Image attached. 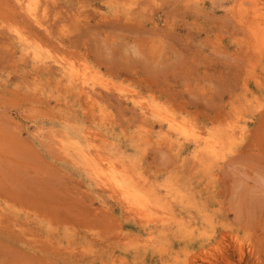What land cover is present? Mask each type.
I'll return each mask as SVG.
<instances>
[{"label":"rangeland","instance_id":"rangeland-1","mask_svg":"<svg viewBox=\"0 0 264 264\" xmlns=\"http://www.w3.org/2000/svg\"><path fill=\"white\" fill-rule=\"evenodd\" d=\"M252 1L264 19V0ZM8 2L0 0V264H264V58L244 23L250 3L26 0L47 29L17 19L36 35L30 48L85 69L90 100L56 66L37 73L13 39ZM232 129L233 146L212 161L200 156ZM62 143L114 163L151 202L130 212Z\"/></svg>","mask_w":264,"mask_h":264},{"label":"bare ground","instance_id":"bare-ground-1","mask_svg":"<svg viewBox=\"0 0 264 264\" xmlns=\"http://www.w3.org/2000/svg\"><path fill=\"white\" fill-rule=\"evenodd\" d=\"M6 1V3L8 4V3H10V2H8L9 0H5ZM11 1V5L13 6V7H15L14 9H12V11H14V10H16V11H18L19 13H21L22 14V16L20 15L19 17H17V18H14V17H16V11L14 12L15 14H13L12 13V11L10 12L9 10H8V13L10 12V14L12 15V17H11V19H12V21H16L17 19H26L27 20V22L29 23V24H31L32 26H29V27H34L33 28V30L32 31H34V29L36 28L37 30L38 29H42L43 30V32H47V29H46V27H44V23L42 22V16H43V13H41V11L40 10H38L36 7H35V5L34 4H32V3H26V0H10ZM126 1V0H125ZM149 1V0H148ZM239 1V0H238ZM249 3H250V5H251V10L249 11V12H247L246 10H244V14L246 15H249V19L248 20H245V25H246V27H247V29L246 30H248V32H249V36H250V38H252V41H253V43H252V46H253V48H254V50L256 51V53L258 54V56H256L255 54H253V55H255L256 57H262V58H264V35H262V34H264V19H262L261 17H260V14H258L259 12H260V10H259V8H258V6H259V4L257 3V2H255V1H252V0H247ZM136 2H139V1H136ZM245 2V1H244ZM133 3H134V1H133ZM140 3H142V2H139L138 4L140 5ZM143 3H145V2H143ZM151 3V2H150ZM263 3H264V1H263ZM263 3L261 4L262 6H264L263 5ZM2 4V3H1ZM3 4H4V2H3ZM0 5L1 6V8H3L2 6H5V5ZM146 4H148V6H149V3H146ZM146 4L144 5V6H146ZM10 5V4H9ZM10 5V6H11ZM141 6V5H140ZM143 6V7H144ZM240 7H243L242 6V4H240L239 5ZM7 8H8V6H7ZM140 8V10H141V7H139ZM6 9V8H5ZM10 9V10H11ZM137 9V7L135 8V10ZM118 10V9H117ZM134 10V11H135ZM142 10H144V9H142ZM3 11H5L4 9H3ZM134 11L132 10V14H134ZM137 11V10H136ZM241 11H243V8H241ZM2 12V11H1ZM6 12H7V9H6ZM124 12V11H123ZM145 12V11H144ZM2 13H4V12H2ZM120 13V12H119ZM139 13V12H138ZM18 14V13H17ZM121 14V13H120ZM257 14H258V16H257ZM9 15V14H8ZM7 15V16H8ZM128 15V14H127ZM242 15V14H241ZM6 16V17H7ZM120 16L121 15H119V19L121 20V18H120ZM133 16V15H132ZM243 16V15H242ZM9 17V16H8ZM112 17V16H111ZM136 17V16H135ZM134 17V18H135ZM110 18V17H109ZM245 18V17H244ZM10 19V20H11ZM118 19V20H119ZM123 19V18H122ZM260 19V20H259ZM119 20V21H120ZM237 20V19H236ZM239 20V19H238ZM238 20H237V23H238ZM135 21V20H134ZM145 21V20H144ZM21 22V21H20ZM141 22V21H140ZM148 22V21H147ZM16 23H19L18 22V20H17V22ZM105 23V22H104ZM126 24H127V21L125 22ZM123 24L124 26L126 25V24ZM142 23V22H141ZM119 24V23H118ZM136 24V23H135ZM134 24V26L130 23L129 25H132L131 26V28L132 27H135L136 25ZM113 25V24H112ZM122 25V27H124ZM128 25V24H127ZM126 25V26H127ZM128 25V26H129ZM27 25L25 24L24 25V22H21V23H19V27L17 26L16 27V29H13V39L15 40V42H16V44L19 46V48H20V52L22 53V54H26L29 58H31L30 60L32 61V64L34 65V67L36 68V70H38L37 71V73L40 71V73H47V75L49 74V72L50 71H52L53 69H51V68H53V67H51L52 65L55 67L56 66V68H54V70L56 69L57 71H58V73H59V75H60V77L64 80V82L65 83H67L68 84V86H70V89L72 90V89H74V90H77L78 91V93L79 94H83V96L86 98V99H90V100H92V97H91V93H93V90L95 91V89H88L87 87H90V88H93V86H94V84L95 83H90L89 84V81L91 82V80H94L93 78L94 77H89V75H88V73H86V71H85V69H83V70H77V69H75L74 67H72V66H70V67H67L66 66V64L65 63H63V62H60V61H58V60H55V59H53V60H51L50 61V59L51 58H46V57H44L43 55H42V51L40 52V51H38V50H36V49H34V48H30V46H29V42H28V40L30 39V38H32V35H34V34H32V31H30L31 30V28H30V30L28 29V27H26ZM110 26V25H109ZM127 26V28H130V27H128ZM142 26V25H141ZM137 27H140V24H139V26L137 25ZM136 27V28H137ZM36 29H35V31H36ZM261 29V30H260ZM243 31H244V29H243ZM259 31H263L262 32V34H259ZM35 33V32H34ZM35 34H37V33H35ZM36 35H34V37H35ZM31 41V40H30ZM141 53V52H140ZM45 56H47V55H45ZM138 56V55H137ZM139 56H140V54H139ZM141 56H142V54H141ZM22 59V58H21ZM126 60H128L127 58L125 59L124 58V61H126ZM100 61V60H99ZM148 61V60H147ZM256 61V60H255ZM120 62V61H119ZM153 62V61H152ZM121 63H122V61H121ZM114 64V63H113ZM264 64V63H263ZM98 65V64H97ZM98 66H100V65H98ZM119 66V65H118ZM109 67V66H108ZM108 67H106L104 70H108V69H110V68H108ZM264 68V66H261V68ZM78 68H80V67H78ZM146 69H148L149 70V68H146ZM152 69V68H151ZM35 69H34V71H36ZM113 70V69H112ZM153 70V69H152ZM89 72H91V71H89ZM110 72V71H109ZM114 72V71H113ZM158 72H159V70H158ZM157 72V73H158ZM114 73H116V72H114ZM113 73V74H114ZM119 72H117V74H118ZM51 74H52V72H51ZM120 74V73H119ZM111 75V74H110ZM49 76H50V74H49ZM263 77V76H262ZM261 77V78H262ZM139 78H141V77H139ZM58 79H60V78H58ZM111 79V78H110ZM96 80V79H95ZM255 80V79H254ZM101 81V80H100ZM262 81V80H261ZM258 82H259V80H258ZM59 84V83H58ZM145 84V83H144ZM260 84V83H259ZM263 84V83H262ZM108 85V84H107ZM112 85V84H111ZM148 85V84H147ZM87 86V87H86ZM100 87H104V85L102 86H100ZM113 87H114V84H113ZM146 87V86H145ZM152 87V86H151ZM263 87V86H262ZM85 88H87L86 90H88V91H86L85 90ZM107 88V86L105 87V89ZM143 88V87H142ZM99 89V88H98ZM103 89V88H102ZM108 89V88H107ZM106 89V90H107ZM117 89V88H116ZM145 90H146V88H144ZM148 89H149V87H148ZM147 89V90H148ZM101 90V89H100ZM111 91V90H110ZM105 92V91H104ZM121 92V91H120ZM120 92H119V94H120ZM140 92H142V91H140ZM145 92V91H144ZM148 92V91H147ZM72 93V92H71ZM70 93V94H71ZM97 93V92H96ZM149 93V92H148ZM151 93V92H150ZM94 94V96H96L95 95V93H93ZM92 94V95H93ZM99 94V93H98ZM97 94V95H98ZM139 94V93H138ZM154 94V93H153ZM68 95V94H67ZM107 95V94H106ZM122 95V94H121ZM57 96V95H56ZM80 96V95H79ZM125 96V95H124ZM70 97V96H69ZM107 97V96H106ZM121 97V96H120ZM127 97V96H126ZM125 97V98H126ZM79 98H82V96L81 97H79ZM131 99V98H130ZM129 98H128V100H130ZM127 100V99H126ZM127 100V101H128ZM60 101V100H59ZM79 101V100H78ZM85 101V100H84ZM83 101V102H84ZM90 102V101H89ZM89 102H87V103H89ZM85 103V102H84ZM151 112H152V115L153 116H155V117H157V118H161L160 116L162 115H159V113H157V112H155L154 110L152 111L151 110ZM144 113V112H143ZM93 117V116H92ZM141 117H142V115H141ZM164 120V122H166L167 124L166 125H168V127H169V130L170 131H172L173 132V130L176 132L177 130L176 129H178V128H176V126L174 125V122H172L169 118H164L163 119ZM181 129V128H180ZM182 130H178V132H180L181 134H184V132H181ZM184 131L185 132H187V130H185L184 129ZM196 132V131H195ZM189 133H191L190 135H189ZM189 133H188V135L187 136H191L192 135V138L191 139H193V137H198V138H200L201 136H197V134H199V133H192V131L190 132L189 131ZM84 133H82V135H83ZM86 134V133H85ZM84 134V135H85ZM181 134H178V135H181ZM221 134V133H220ZM82 135H81V139L82 138H84V137H82ZM210 135V134H209ZM78 136H79V134H78ZM87 136V135H86ZM176 136V135H175ZM174 136V137H175ZM211 136V135H210ZM210 136H208V137H206L205 138V141L206 140H208L209 138H210ZM213 136V135H212ZM176 137H178V136H176ZM175 137V138H176ZM184 137V136H183ZM195 137V138H196ZM215 137V136H214ZM89 138V137H88ZM190 138V137H189ZM194 138V139H195ZM208 138V139H207ZM73 139V138H72ZM80 139V140H81ZM177 139V138H176ZM234 139V129H232V130H230V131H227V132H222V134L221 135H219V136H217L216 138H214V139H212V140H208L209 142H205V144L204 145H202L203 147L201 148V151L199 152V154H200V156H203V157H205V158H208V161H212V160H214V159H216L220 154V152H221V150L223 149V147L224 146H226V147H228V145H232L233 146V143H232V140ZM56 140H58V139H56ZM84 140V139H83ZM189 140V139H188ZM200 140H202L201 138H200ZM200 140H199V142H200ZM76 141V140H75ZM89 141V140H88ZM170 141V140H169ZM177 141H179V140H177ZM186 141V140H185ZM192 141V140H191ZM203 141V143H204V140H202ZM56 142V141H55ZM59 142V141H58ZM76 142H78V141H76ZM83 142V141H82ZM91 142V141H90ZM180 142V141H179ZM179 142H177L178 144H179ZM198 141L196 142L197 144L199 143ZM84 143V142H83ZM169 143H171V142H169ZM176 143V142H175ZM232 143V144H231ZM82 144V143H81ZM201 144V143H200ZM199 145V144H198ZM58 146H60L59 144H58ZM62 148L64 149V152L66 151V153L68 154V155H71V157H75L76 158V160L78 159V161H81V163L83 164V167L84 168H86V170H87V172H88V175H89V177L100 187V189H99V187H97L99 190H102L101 189V187H103V188H107V191L109 190V191H111L113 194H115L114 195V197L115 196H119L122 200L121 201H123L124 202V205H126V207L127 208H129V211H130V209L132 210V208H136V214L138 213V210H139V208H141V209H145L146 208V206H147V204L148 203H150L151 201H150V199H149V197H147V195L146 194H144V192H142V191H140L139 189H138V187L136 186V185H134V183H132V181L130 182L129 181V179H130V175L128 176L129 178L127 179L124 175L125 174H128V173H126V172H124V174H123V172H121V173H117L116 172V170L114 169V168H116V166H115V164L113 163V165L115 166H113L112 165V163H110V162H107L106 163V165H104L103 164V160H99V158H97L96 157V155H95V153H94V151H92L90 148H87L86 146V148H84L83 146L81 147V145H79V144H77V143H69V144H63L62 143ZM200 146V145H199ZM229 147H231V146H229ZM58 148V147H57ZM96 148V147H95ZM200 148V147H199ZM94 149V148H93ZM198 149V148H197ZM231 149V148H230ZM229 150V149H228ZM227 150V151H228ZM97 150H95V152H96ZM60 152V151H59ZM226 152V151H225ZM61 153V152H60ZM94 153V154H93ZM101 154V151H99L98 152V154ZM99 154V155H100ZM104 153H102L101 155H103ZM100 155V156H101ZM222 156H223V154H222ZM224 157V156H223ZM103 158V157H102ZM106 158V157H105ZM66 159V158H65ZM98 159V160H97ZM66 161H67V159H66ZM75 161V160H74ZM73 161V162H74ZM71 162V161H70ZM69 162V163H70ZM76 163V162H75ZM72 165V164H71ZM73 167V166H72ZM75 167H77V166H75ZM74 167V168H75ZM79 168V167H78ZM77 169V168H76ZM118 169V168H117ZM81 171L83 170L82 168L80 169ZM85 170V169H84ZM119 170V169H118ZM117 170V171H118ZM131 180V179H130ZM138 181V180H137ZM139 182V181H138ZM137 182V183H138ZM135 183H136V181H135ZM146 184V183H145ZM145 184H144V186H145ZM95 185V184H94ZM141 185H143V184H141ZM139 186V185H138ZM146 187V186H145ZM142 189V188H141ZM144 189V188H143ZM103 191V190H102ZM101 191V192H102ZM102 193H105V191L104 192H102ZM106 194V193H105ZM110 195L111 193L110 192H108L107 193V195ZM108 195V196H109ZM111 196V195H110ZM113 197V196H112ZM112 197H110V198H112ZM119 197H118V199H119ZM116 200H118L117 198H115ZM116 200H115V203H116ZM120 200V199H119ZM118 202H120V201H117V203ZM120 204H121V202H120ZM119 204V205H120ZM123 205V204H122ZM121 207H124V206H121ZM160 207V206H159ZM125 208V207H124ZM123 211H124V209H122ZM125 210H126V208H125ZM128 211V212H129ZM133 211V210H132ZM132 211H130V212H132ZM155 211V210H154ZM159 210H157V212H158ZM126 212V211H125ZM124 212V213H125ZM160 212V211H159ZM127 213V212H126ZM135 213V212H134ZM129 214V213H128ZM153 214V213H152ZM130 215V214H129ZM133 215V214H132ZM138 215V214H137ZM134 216V215H133ZM158 215H154V217H155V219H156V217H157ZM162 216V215H161ZM138 218V217H137ZM155 219H153V220H155ZM163 219V218H162ZM150 220V219H149ZM158 220V219H157ZM174 220V219H173ZM159 222V221H158ZM158 222H156V223H158ZM145 223H147V222H145ZM153 223V222H152ZM153 224H155V223H153ZM164 227V226H163ZM172 227V226H171ZM155 228V227H154ZM165 228H166V226H165ZM169 229V228H168ZM152 230V229H151ZM154 231L156 230V229H153ZM178 230V229H177ZM171 231V230H170ZM170 231H168V232H170ZM174 232V231H173ZM150 233V232H149ZM166 233V232H165ZM147 234V233H146ZM153 235V234H152ZM147 236V235H146ZM151 237V236H150ZM154 237V236H153ZM152 237V238H153ZM158 237H156V239H157ZM147 239V238H146ZM149 239V238H148ZM147 239V240H148ZM135 240V239H134ZM151 240H149V242H150ZM140 242V241H139ZM133 244H131V246H132ZM137 245V244H136ZM128 247H130V246H128ZM134 247V246H133ZM158 252V251H157ZM163 252V251H162ZM204 253V252H203ZM211 253V252H210ZM202 254V253H201ZM205 254H206V252H205ZM133 255V254H132ZM196 255H199V254H196ZM194 256V255H193ZM214 256V255H213ZM196 258V257H195ZM194 258V259H195ZM191 259V258H190ZM203 259V258H202ZM193 262V261H192ZM192 264V263H191ZM195 264V263H194Z\"/></svg>","mask_w":264,"mask_h":264}]
</instances>
